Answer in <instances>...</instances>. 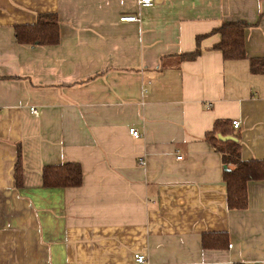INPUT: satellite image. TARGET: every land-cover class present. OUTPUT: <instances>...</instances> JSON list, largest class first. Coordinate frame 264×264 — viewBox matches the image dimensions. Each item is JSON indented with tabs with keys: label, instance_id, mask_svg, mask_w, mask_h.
Returning a JSON list of instances; mask_svg holds the SVG:
<instances>
[{
	"label": "crops",
	"instance_id": "1",
	"mask_svg": "<svg viewBox=\"0 0 264 264\" xmlns=\"http://www.w3.org/2000/svg\"><path fill=\"white\" fill-rule=\"evenodd\" d=\"M46 15L58 44H18L15 27ZM226 23L248 25L245 60L213 49ZM251 59L264 60V0H0V264H264V181L228 211L220 155L203 141L215 121H238L241 160L264 161ZM64 163L82 185L44 188L43 167ZM213 233L226 248L202 249Z\"/></svg>",
	"mask_w": 264,
	"mask_h": 264
},
{
	"label": "trees",
	"instance_id": "2",
	"mask_svg": "<svg viewBox=\"0 0 264 264\" xmlns=\"http://www.w3.org/2000/svg\"><path fill=\"white\" fill-rule=\"evenodd\" d=\"M245 23L222 24L212 34L220 36L219 43L213 48L220 52L225 61L246 59L244 48ZM14 36L18 44L34 47L55 46L59 42L58 23L54 15L38 16L31 26H17ZM201 38H197V43ZM200 55V49L181 55L184 60H195ZM250 72L253 75H264V60L251 59ZM229 120H217L212 130L207 132L203 141L210 145L220 155L222 163V181L226 185V207L228 211H245L248 208V184L264 181V161H242L241 145L237 134ZM233 138L220 141L218 138ZM22 157L17 148V159L14 166V181L16 188L22 187ZM42 185L47 189L78 188L82 185V170L75 163H64L59 166H45L41 172ZM228 245V236L223 233L204 234L201 246L204 250H221Z\"/></svg>",
	"mask_w": 264,
	"mask_h": 264
},
{
	"label": "built area",
	"instance_id": "3",
	"mask_svg": "<svg viewBox=\"0 0 264 264\" xmlns=\"http://www.w3.org/2000/svg\"><path fill=\"white\" fill-rule=\"evenodd\" d=\"M154 4V0H138V5L141 8H148L151 7ZM121 21L123 22H136L138 21V19L136 17H129V18H122ZM211 105L208 104L207 108H210ZM30 114L33 115L34 117L39 116L40 112L35 110L34 108H30ZM232 127L236 130L239 128L240 123L238 121H233L231 122ZM129 135L135 139L138 140L140 138V133L138 131H136L135 129H130L128 131ZM178 160H180V158H178ZM141 165H143V162H140ZM232 246L229 245L228 248H231ZM134 262L136 264H145L146 263V259L145 256L143 254H134L133 256Z\"/></svg>",
	"mask_w": 264,
	"mask_h": 264
},
{
	"label": "water",
	"instance_id": "4",
	"mask_svg": "<svg viewBox=\"0 0 264 264\" xmlns=\"http://www.w3.org/2000/svg\"><path fill=\"white\" fill-rule=\"evenodd\" d=\"M220 141H229V140H234L233 138H229V137H227V138H222V137H219L218 138Z\"/></svg>",
	"mask_w": 264,
	"mask_h": 264
}]
</instances>
